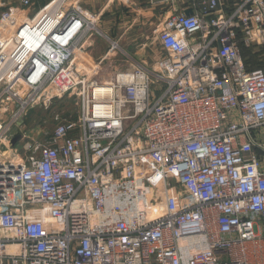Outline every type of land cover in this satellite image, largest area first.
<instances>
[{
	"label": "built area",
	"instance_id": "2783aa9c",
	"mask_svg": "<svg viewBox=\"0 0 264 264\" xmlns=\"http://www.w3.org/2000/svg\"><path fill=\"white\" fill-rule=\"evenodd\" d=\"M56 3L0 15V264H264V73L241 53L264 50V0L173 14L163 57L103 83L97 18ZM64 95L76 118L10 134Z\"/></svg>",
	"mask_w": 264,
	"mask_h": 264
},
{
	"label": "rangeland",
	"instance_id": "374dc122",
	"mask_svg": "<svg viewBox=\"0 0 264 264\" xmlns=\"http://www.w3.org/2000/svg\"><path fill=\"white\" fill-rule=\"evenodd\" d=\"M30 2L33 7L22 9L21 15L32 17L45 4L42 0H30ZM73 3L77 2L68 0V4H64L65 8ZM19 5L20 0H0V15L5 10ZM78 5L86 13V7ZM116 13L114 14L112 10L111 13L102 15L97 21L96 27L102 35L95 34L92 40L87 42V48L86 46V49L84 48L86 52L82 56L87 66L86 73L92 75L94 69L95 78L102 83L109 81L113 72L125 70L135 62L151 65L156 59L164 56L155 33L160 24L154 16L147 17L137 10L122 11L117 15ZM111 43H115L117 48L110 52ZM79 56L80 54L77 57ZM104 56L106 59L97 67L99 60ZM244 57L249 68L261 70L264 73V50L251 48ZM77 111L78 100L74 95L55 98L45 105L39 103L38 106H33L27 111L23 119L11 129L10 134L16 137L38 138L43 141L61 120L76 118ZM5 118L7 121L9 114Z\"/></svg>",
	"mask_w": 264,
	"mask_h": 264
},
{
	"label": "crops",
	"instance_id": "0c3cea01",
	"mask_svg": "<svg viewBox=\"0 0 264 264\" xmlns=\"http://www.w3.org/2000/svg\"><path fill=\"white\" fill-rule=\"evenodd\" d=\"M52 0H42L49 4ZM208 0H73L85 8V11L100 20L101 16L107 13L120 14L129 10L143 12L145 16H154L159 22L158 28L167 21L173 14L189 10L192 14L193 9L198 8L199 4ZM227 7H231L233 0H224ZM68 4V0H64ZM42 6V7H43ZM113 15V14H111ZM111 24V23H110ZM7 116V115H6ZM6 116L0 111V120L6 121ZM5 118V119H4Z\"/></svg>",
	"mask_w": 264,
	"mask_h": 264
},
{
	"label": "trees",
	"instance_id": "16d2710c",
	"mask_svg": "<svg viewBox=\"0 0 264 264\" xmlns=\"http://www.w3.org/2000/svg\"><path fill=\"white\" fill-rule=\"evenodd\" d=\"M248 51H249V49H244V48H243L241 53H242V57H243V59H244V62L246 63L247 68H248V69H251V68L248 67V62L245 61V57H244L245 53L248 52ZM262 72H263V71H262Z\"/></svg>",
	"mask_w": 264,
	"mask_h": 264
},
{
	"label": "water",
	"instance_id": "95a60500",
	"mask_svg": "<svg viewBox=\"0 0 264 264\" xmlns=\"http://www.w3.org/2000/svg\"><path fill=\"white\" fill-rule=\"evenodd\" d=\"M185 15H191V12L189 10L184 12ZM17 141V138L12 140V144H14Z\"/></svg>",
	"mask_w": 264,
	"mask_h": 264
},
{
	"label": "bare ground",
	"instance_id": "6f19581e",
	"mask_svg": "<svg viewBox=\"0 0 264 264\" xmlns=\"http://www.w3.org/2000/svg\"><path fill=\"white\" fill-rule=\"evenodd\" d=\"M57 3H58V4H66V3L64 2V0H57ZM57 3H56V4H57ZM56 8H58V6H57ZM80 56H82V55H80ZM80 56H79V57H80Z\"/></svg>",
	"mask_w": 264,
	"mask_h": 264
}]
</instances>
